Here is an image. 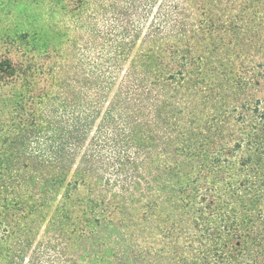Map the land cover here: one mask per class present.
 Returning <instances> with one entry per match:
<instances>
[{
	"label": "trees",
	"instance_id": "1",
	"mask_svg": "<svg viewBox=\"0 0 264 264\" xmlns=\"http://www.w3.org/2000/svg\"><path fill=\"white\" fill-rule=\"evenodd\" d=\"M105 2L0 0V264H264V100L156 178L116 91L144 4Z\"/></svg>",
	"mask_w": 264,
	"mask_h": 264
},
{
	"label": "rangeland",
	"instance_id": "2",
	"mask_svg": "<svg viewBox=\"0 0 264 264\" xmlns=\"http://www.w3.org/2000/svg\"><path fill=\"white\" fill-rule=\"evenodd\" d=\"M89 1L99 18L109 15L103 0ZM140 1L145 26L126 53L116 91L143 105V120L132 133L148 149L147 170L163 178L175 159L206 138L227 135L244 102L264 100V0H175L167 37L148 35L152 16L147 0ZM175 61L184 77L169 76Z\"/></svg>",
	"mask_w": 264,
	"mask_h": 264
}]
</instances>
